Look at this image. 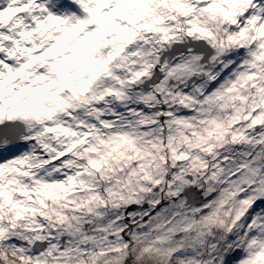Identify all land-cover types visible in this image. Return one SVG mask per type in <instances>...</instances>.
Wrapping results in <instances>:
<instances>
[{"label":"snow or ice","instance_id":"obj_1","mask_svg":"<svg viewBox=\"0 0 264 264\" xmlns=\"http://www.w3.org/2000/svg\"><path fill=\"white\" fill-rule=\"evenodd\" d=\"M0 264H264V0H0Z\"/></svg>","mask_w":264,"mask_h":264}]
</instances>
